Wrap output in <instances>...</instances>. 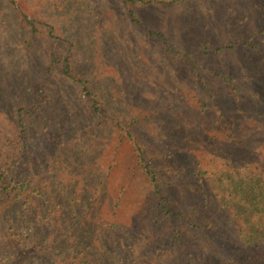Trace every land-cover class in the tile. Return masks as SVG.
I'll use <instances>...</instances> for the list:
<instances>
[{"label":"trees","instance_id":"16d2710c","mask_svg":"<svg viewBox=\"0 0 264 264\" xmlns=\"http://www.w3.org/2000/svg\"><path fill=\"white\" fill-rule=\"evenodd\" d=\"M112 1L136 41L190 67L219 119L211 130L206 105L201 127L187 108L166 124L152 101L146 109L119 108L122 99L107 105L94 76L76 65L72 37L32 68V4L0 0V18L10 7L23 34L22 58L9 60L19 78L12 90L13 82L0 83V264H16L34 243L43 249L17 264H264V28L190 46L156 19L177 0ZM222 2V23L245 11L241 1ZM222 56L233 70L220 69ZM20 65L30 77L16 74ZM56 77L74 92L58 95ZM99 205L95 224H84Z\"/></svg>","mask_w":264,"mask_h":264},{"label":"rangeland","instance_id":"374dc122","mask_svg":"<svg viewBox=\"0 0 264 264\" xmlns=\"http://www.w3.org/2000/svg\"><path fill=\"white\" fill-rule=\"evenodd\" d=\"M21 1L32 4L36 16L35 23L39 30L35 43L36 54L29 58V62L27 61V64L32 63V68H36L37 61L44 53L67 46L66 40L73 38L76 65L81 69L86 68L94 76L99 84L98 89L101 97L108 100L107 105L115 106L113 104L122 99L119 108L130 110L135 106L146 109L152 101V107L157 109L155 115L161 117L166 124L168 123L167 115H171L177 120L174 114L181 111L189 114L184 109L187 108L191 109L190 113L194 118L197 117L199 126L201 125V116L203 117L201 107L206 105L211 110V115H208L207 118V122L211 124V130L212 124L219 119L211 98H209V92L196 88L195 77L190 67L180 62L172 61L171 63V58H165L161 49L157 47L151 49V45H141L139 41H136L135 31L118 16V10L114 7L112 0H104L100 6L96 4V0ZM222 1L224 0H177L175 6L163 13H158L156 19L160 21L166 32H175L179 40L186 41L190 46L195 42L203 45L212 43L222 33L226 34L227 30L229 34L226 37L234 39L241 30L246 31L255 27L264 28V6L257 3L260 0H236L243 3L246 12L238 8L234 11L235 19H225L223 21L227 22L224 23L221 22L222 19H217L219 16H215L216 8H222L224 5ZM27 8L29 9L30 6ZM8 9L10 7L4 5L5 16L0 18V39L2 40L0 45V83L6 84L8 81L10 86L13 82L10 87L12 90L14 82L19 77L12 78L11 71H15L17 65L16 63L9 65V60L16 62L22 58L20 41L23 34L17 20L10 16ZM44 20L50 26L44 25ZM228 21L232 26L228 27ZM221 24L223 25L221 26ZM221 28H225V31L222 32ZM259 45L264 48L263 44ZM240 49L242 58L253 59L250 54L253 50L245 49L244 46H240ZM215 60L220 62L219 67L223 71L228 72L229 69L231 71L234 68L227 57L222 56ZM25 70L27 67L20 65L16 74L21 78L30 77L27 76ZM242 70L243 67L238 69V72ZM52 84L58 95L65 91L74 92L71 89L72 85L60 77H56ZM255 84L257 83L255 82ZM206 96H208L207 99ZM3 97L4 95L0 92V100H4ZM0 110L2 111L1 107ZM194 118L187 120L189 126H192ZM183 126L189 128L187 124ZM90 189V184L86 182L83 190ZM100 207L99 205L97 209L88 214L84 224L88 226L95 224V219L98 218L96 213ZM104 224V220H98L95 227L101 230ZM67 228L73 231L77 229L79 233L82 231V226L81 229L80 227ZM51 246L56 248V252L58 251V245ZM42 249V244L34 243L25 251L19 254L17 252L16 260H13V263L17 264L19 259L25 258L28 254L34 255V252ZM64 251L66 249L61 253L63 254ZM63 256L65 257L64 254ZM62 261L68 263L72 261V258L67 256ZM136 261L138 264H142V260L134 262Z\"/></svg>","mask_w":264,"mask_h":264}]
</instances>
